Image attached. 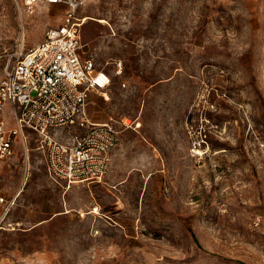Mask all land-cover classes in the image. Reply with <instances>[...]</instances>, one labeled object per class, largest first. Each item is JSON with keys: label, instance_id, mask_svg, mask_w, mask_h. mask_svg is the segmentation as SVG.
I'll return each instance as SVG.
<instances>
[{"label": "rangeland", "instance_id": "374dc122", "mask_svg": "<svg viewBox=\"0 0 264 264\" xmlns=\"http://www.w3.org/2000/svg\"><path fill=\"white\" fill-rule=\"evenodd\" d=\"M40 6L0 0V79L60 23L62 6ZM78 14L111 76L87 113L117 145L100 180L65 187L32 135L27 158L17 144L0 264H264V0H84Z\"/></svg>", "mask_w": 264, "mask_h": 264}, {"label": "built area", "instance_id": "2783aa9c", "mask_svg": "<svg viewBox=\"0 0 264 264\" xmlns=\"http://www.w3.org/2000/svg\"><path fill=\"white\" fill-rule=\"evenodd\" d=\"M14 2L24 13L42 4L64 9L60 23L48 27L39 42L7 59L9 67L0 79V184L4 165L18 143L27 158L29 135L43 154L51 181L65 187L98 181L110 166L118 130L112 120L94 121L87 113L91 94L104 93L111 76L83 49L84 17L78 9L84 0ZM114 66L120 74L121 61ZM6 109L10 121L4 117ZM11 203L0 190L3 213Z\"/></svg>", "mask_w": 264, "mask_h": 264}, {"label": "bare ground", "instance_id": "6f19581e", "mask_svg": "<svg viewBox=\"0 0 264 264\" xmlns=\"http://www.w3.org/2000/svg\"><path fill=\"white\" fill-rule=\"evenodd\" d=\"M85 17H84V21L83 22H85L86 20H88L89 18H90V16L89 15H84ZM94 211H96V210H94ZM1 228V227H0Z\"/></svg>", "mask_w": 264, "mask_h": 264}, {"label": "crops", "instance_id": "0c3cea01", "mask_svg": "<svg viewBox=\"0 0 264 264\" xmlns=\"http://www.w3.org/2000/svg\"><path fill=\"white\" fill-rule=\"evenodd\" d=\"M38 7H41L40 5H38L36 8H38Z\"/></svg>", "mask_w": 264, "mask_h": 264}]
</instances>
